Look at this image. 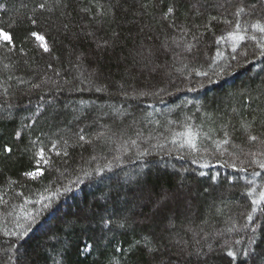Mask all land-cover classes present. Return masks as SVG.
Instances as JSON below:
<instances>
[{
	"label": "trees",
	"instance_id": "16d2710c",
	"mask_svg": "<svg viewBox=\"0 0 264 264\" xmlns=\"http://www.w3.org/2000/svg\"><path fill=\"white\" fill-rule=\"evenodd\" d=\"M257 23L264 0H0V264H264Z\"/></svg>",
	"mask_w": 264,
	"mask_h": 264
},
{
	"label": "snow or ice",
	"instance_id": "6c2138e0",
	"mask_svg": "<svg viewBox=\"0 0 264 264\" xmlns=\"http://www.w3.org/2000/svg\"><path fill=\"white\" fill-rule=\"evenodd\" d=\"M47 7H48L47 6V3H41V4H39V8L41 10H47ZM239 11H243V9H240ZM172 12H173V9L172 8H168L167 11H166V13H165V18H167V16L169 14H171ZM32 23L35 24V23H37V21L35 19H33L32 20ZM252 27L258 28L260 32L264 33V26H261L259 23L253 24ZM32 35L33 36H36L37 34L36 33H33ZM0 37H2L4 40H6L9 43H11L10 36L7 33H5L2 29H0ZM37 38L40 39V40H42V41L44 40V37H42V36H38ZM239 39H243V37H239ZM43 51L47 53V52H49V48L47 46H43ZM150 55L151 54L149 53L148 55L144 56V59L146 61H150ZM261 55H264V51L261 52ZM233 59H235V57H233ZM204 75H207V73H204ZM84 139H85V137L83 135H81L80 136V140L83 141ZM249 139L251 141H253V142L257 141V137L256 136H250ZM225 143H227V141H225ZM261 145H262V147H264V141H261ZM192 147L195 148L196 145L195 144H192ZM8 151H11V149H8ZM41 155H43V152H41ZM250 155L253 157L252 162L253 163H258L259 167L261 169H264V162H259L258 160L255 159L256 153H250ZM241 171H246V169H241ZM39 174H40L39 172H29V173H27V175L32 176L33 178H35V176H37ZM48 199H50V198H48ZM260 199L261 200H264V193H261L260 194ZM252 203L253 204H257V203H259V201L253 200ZM247 219H248V221L251 222L253 220V217L251 215H248ZM253 231H255V230L253 229ZM254 242H255L254 240L251 241V243H254ZM242 254L245 255V256H247V255L250 254V250L249 249H244L243 252H242ZM227 255L229 257L236 258L237 253L235 251H228L227 252Z\"/></svg>",
	"mask_w": 264,
	"mask_h": 264
}]
</instances>
